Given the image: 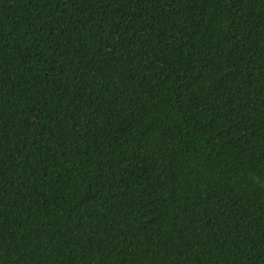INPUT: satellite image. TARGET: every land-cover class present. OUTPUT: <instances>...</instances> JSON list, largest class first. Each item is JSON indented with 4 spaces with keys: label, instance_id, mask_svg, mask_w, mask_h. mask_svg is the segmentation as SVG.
<instances>
[{
    "label": "trees",
    "instance_id": "1",
    "mask_svg": "<svg viewBox=\"0 0 264 264\" xmlns=\"http://www.w3.org/2000/svg\"><path fill=\"white\" fill-rule=\"evenodd\" d=\"M0 264H264V0H0Z\"/></svg>",
    "mask_w": 264,
    "mask_h": 264
}]
</instances>
